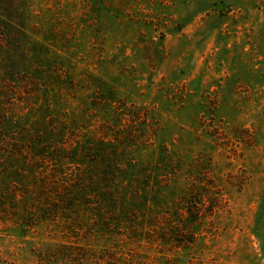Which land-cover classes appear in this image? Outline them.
I'll return each instance as SVG.
<instances>
[{
    "label": "rangeland",
    "instance_id": "rangeland-1",
    "mask_svg": "<svg viewBox=\"0 0 264 264\" xmlns=\"http://www.w3.org/2000/svg\"><path fill=\"white\" fill-rule=\"evenodd\" d=\"M18 7L37 83L9 84L11 108L29 111L46 100L41 79L59 85L63 77L58 105L149 165L150 186L157 178L166 195L149 213H185V241L194 225L193 243L167 255L178 264H264V0ZM38 239L50 241L44 230L29 241Z\"/></svg>",
    "mask_w": 264,
    "mask_h": 264
},
{
    "label": "trees",
    "instance_id": "trees-1",
    "mask_svg": "<svg viewBox=\"0 0 264 264\" xmlns=\"http://www.w3.org/2000/svg\"><path fill=\"white\" fill-rule=\"evenodd\" d=\"M18 1L0 0V264H178L167 252L192 244L194 225L185 241V213H149L166 198L157 178L150 186L149 165L127 143L92 136L58 105L63 77L59 85L41 77L46 100L29 111L11 108L9 84L37 83ZM42 230L50 241L36 246L29 238Z\"/></svg>",
    "mask_w": 264,
    "mask_h": 264
}]
</instances>
